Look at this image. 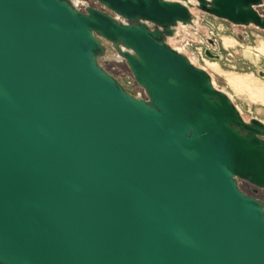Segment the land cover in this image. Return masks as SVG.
Returning <instances> with one entry per match:
<instances>
[{
  "label": "water",
  "instance_id": "obj_1",
  "mask_svg": "<svg viewBox=\"0 0 264 264\" xmlns=\"http://www.w3.org/2000/svg\"><path fill=\"white\" fill-rule=\"evenodd\" d=\"M95 1L0 0V264H264V122L169 43L262 0Z\"/></svg>",
  "mask_w": 264,
  "mask_h": 264
},
{
  "label": "rangeland",
  "instance_id": "obj_2",
  "mask_svg": "<svg viewBox=\"0 0 264 264\" xmlns=\"http://www.w3.org/2000/svg\"><path fill=\"white\" fill-rule=\"evenodd\" d=\"M258 10L264 14V5ZM199 24L204 31L197 32V41H193L192 45L198 47V37L204 41L205 36H209L215 42L212 53L219 55L218 59L202 60L172 39L170 45L189 55L197 66L203 67L212 76L216 87L231 97L246 120L257 118L264 122V30L232 26L206 14L200 16ZM108 68L130 93L142 94L124 62H110ZM239 185L247 194L258 189L244 181H239Z\"/></svg>",
  "mask_w": 264,
  "mask_h": 264
},
{
  "label": "flooded vegetation",
  "instance_id": "obj_3",
  "mask_svg": "<svg viewBox=\"0 0 264 264\" xmlns=\"http://www.w3.org/2000/svg\"><path fill=\"white\" fill-rule=\"evenodd\" d=\"M174 1H178V0H174ZM87 4L95 9H98L100 11H103V12H106V13H109L111 14L112 16H115V14L113 12H111L109 9H107L106 7H104L102 4L96 2L95 0H87ZM264 5V0H262V4L259 6H263ZM258 9V8H257ZM190 11L194 14V16L196 17V20L194 22V26H191L189 28H183V30L178 34L177 37L173 38L172 40L176 41L177 44L179 43L182 44V47L183 49H186V50H190L193 54H195L197 57H199L200 59L203 60V58H206V59H218L219 58V55L217 54H214L212 53L214 47H215V42L212 38H210L209 36H205V40L202 41L203 39L201 37H198V43L200 45H192V42L193 41H197V32L200 30V31H204L203 30V27L200 26L199 22H200V16L203 15V14H206L208 16H211V17H214L206 12H203V11H199L197 10L196 8H190ZM259 11V10H258ZM262 14V13H261ZM264 15V14H263ZM217 18V17H215ZM121 19V18H119ZM217 19H220V18H217ZM223 20V19H221ZM225 21V20H223ZM228 22V21H226ZM229 24H231L232 26H236V27H253V26H240V25H234L230 22H228ZM255 28V27H254ZM184 29L186 31H184ZM104 46L106 47V53H105V57L100 59L103 67L110 73L112 74L119 82L120 79L113 73L109 70L108 66H109V63L110 62H114V63H118L114 60L115 56H116V53L111 49L110 47V44L103 40V39H100ZM227 40L224 41V44H226ZM178 45V46H179ZM180 48V47H179ZM186 54V53H185ZM187 55V54H186ZM189 57V55H187ZM190 58V57H189ZM126 64V63H125ZM127 65V64H126ZM128 67V66H127ZM129 70V68H128ZM122 83V82H121ZM123 84V83H122ZM137 85V84H136ZM124 86V84H123ZM138 86V85H137ZM125 87V86H124ZM139 87V86H138ZM126 88V87H125ZM127 89V88H126ZM128 90V89H127ZM239 184V182H238ZM240 187V185H239ZM241 188V187H240ZM247 194V193H246ZM248 195H251L253 197H256V198H259L261 200L264 201V189H256V191H254L252 194H248Z\"/></svg>",
  "mask_w": 264,
  "mask_h": 264
}]
</instances>
